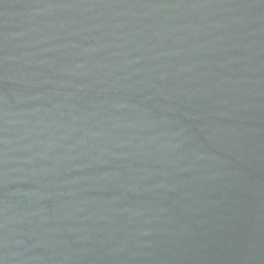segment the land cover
I'll return each mask as SVG.
<instances>
[{"label":"water","instance_id":"obj_1","mask_svg":"<svg viewBox=\"0 0 264 264\" xmlns=\"http://www.w3.org/2000/svg\"><path fill=\"white\" fill-rule=\"evenodd\" d=\"M0 264H264V0H0Z\"/></svg>","mask_w":264,"mask_h":264}]
</instances>
